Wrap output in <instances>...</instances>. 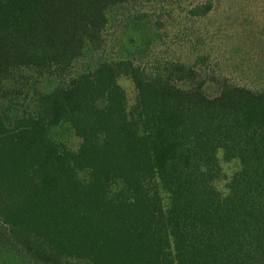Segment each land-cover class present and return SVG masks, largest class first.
I'll return each instance as SVG.
<instances>
[{
  "label": "trees",
  "instance_id": "trees-1",
  "mask_svg": "<svg viewBox=\"0 0 264 264\" xmlns=\"http://www.w3.org/2000/svg\"><path fill=\"white\" fill-rule=\"evenodd\" d=\"M128 1L0 0V264H264V87L203 57L148 66L151 40L74 72Z\"/></svg>",
  "mask_w": 264,
  "mask_h": 264
},
{
  "label": "rangeland",
  "instance_id": "rangeland-1",
  "mask_svg": "<svg viewBox=\"0 0 264 264\" xmlns=\"http://www.w3.org/2000/svg\"><path fill=\"white\" fill-rule=\"evenodd\" d=\"M206 1L212 3L207 16L191 18L187 14L192 6ZM136 15L144 16L147 23L144 27L126 24ZM109 21L104 46L92 54L87 49L74 63V72L85 70L100 60L116 59L125 51L151 40L148 43L150 53L143 60L149 62L148 66L155 59L195 62L203 57L208 66L203 69L207 68L210 73L252 89L264 87V0H129ZM117 82L124 90L130 108L136 95L133 84L125 76ZM55 84L52 79L42 80L45 90ZM51 135L56 143L69 151L79 147L80 139L66 124L54 127ZM220 164L223 177L215 182V186L225 192V183L238 164L221 159ZM163 196L165 201L164 193Z\"/></svg>",
  "mask_w": 264,
  "mask_h": 264
}]
</instances>
